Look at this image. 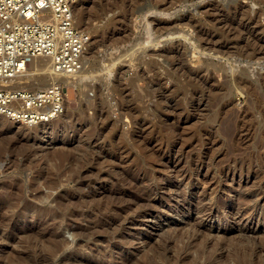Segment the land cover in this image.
Wrapping results in <instances>:
<instances>
[{"label": "rangeland", "instance_id": "rangeland-1", "mask_svg": "<svg viewBox=\"0 0 264 264\" xmlns=\"http://www.w3.org/2000/svg\"><path fill=\"white\" fill-rule=\"evenodd\" d=\"M75 15L64 113L0 114V264H264V0Z\"/></svg>", "mask_w": 264, "mask_h": 264}, {"label": "built area", "instance_id": "built-area-1", "mask_svg": "<svg viewBox=\"0 0 264 264\" xmlns=\"http://www.w3.org/2000/svg\"><path fill=\"white\" fill-rule=\"evenodd\" d=\"M78 1L0 0V114L32 126L64 113V81L37 90H13L9 83L39 56L50 59L55 74L76 75L84 69L91 34L77 24Z\"/></svg>", "mask_w": 264, "mask_h": 264}, {"label": "bare ground", "instance_id": "bare-ground-1", "mask_svg": "<svg viewBox=\"0 0 264 264\" xmlns=\"http://www.w3.org/2000/svg\"><path fill=\"white\" fill-rule=\"evenodd\" d=\"M35 66L37 71L43 70L42 74L36 75L35 73L30 72V68ZM75 75H59L55 74L51 68V61L46 56H39L32 59L26 69V71L15 78L13 81H10L9 86L13 90H28L27 85L32 84L36 85L40 89L48 87L53 81L56 80H65L67 85L70 86L72 80L71 78ZM64 81V82H65ZM49 82V83H48ZM69 93V91H68ZM10 119V118H9ZM11 120V119H10ZM50 121H41V123H49Z\"/></svg>", "mask_w": 264, "mask_h": 264}, {"label": "water", "instance_id": "water-1", "mask_svg": "<svg viewBox=\"0 0 264 264\" xmlns=\"http://www.w3.org/2000/svg\"><path fill=\"white\" fill-rule=\"evenodd\" d=\"M145 4L144 5H142V6H140V7H138L137 9H136V12L138 13V12H140L142 9H144L145 8Z\"/></svg>", "mask_w": 264, "mask_h": 264}]
</instances>
